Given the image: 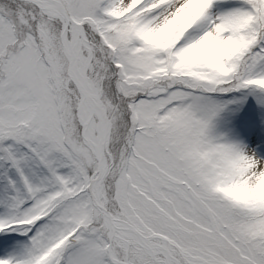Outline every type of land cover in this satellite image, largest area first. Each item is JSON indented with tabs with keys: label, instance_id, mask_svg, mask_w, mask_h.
<instances>
[{
	"label": "snow or ice",
	"instance_id": "1",
	"mask_svg": "<svg viewBox=\"0 0 264 264\" xmlns=\"http://www.w3.org/2000/svg\"><path fill=\"white\" fill-rule=\"evenodd\" d=\"M0 264H264V0H0Z\"/></svg>",
	"mask_w": 264,
	"mask_h": 264
}]
</instances>
